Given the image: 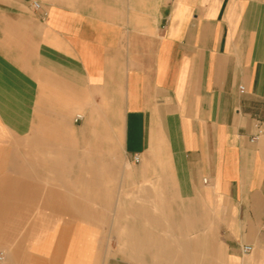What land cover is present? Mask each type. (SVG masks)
I'll return each instance as SVG.
<instances>
[{
    "label": "crops",
    "instance_id": "1",
    "mask_svg": "<svg viewBox=\"0 0 264 264\" xmlns=\"http://www.w3.org/2000/svg\"><path fill=\"white\" fill-rule=\"evenodd\" d=\"M92 118L172 186L164 199L196 209L200 224L207 215L240 264H264V0H0V129L29 135ZM9 184L0 181V218L25 197ZM81 203L51 198L36 213L65 219L27 229L40 262H82L71 220ZM119 229L118 244L136 242L134 228ZM3 239L15 240L8 226Z\"/></svg>",
    "mask_w": 264,
    "mask_h": 264
},
{
    "label": "rangeland",
    "instance_id": "2",
    "mask_svg": "<svg viewBox=\"0 0 264 264\" xmlns=\"http://www.w3.org/2000/svg\"><path fill=\"white\" fill-rule=\"evenodd\" d=\"M58 125L43 130L36 125L29 135L0 129V181L6 177L8 187L25 196L0 218V253L4 252L0 264H49L40 262L43 251L38 256L29 252L34 239L28 238L27 229L34 221L40 228L47 223H63L64 216L56 210L52 216H35L40 209L45 211V203L51 198L62 208L63 202H82L77 215L71 207L80 242L84 234L87 238L86 247L78 242L74 250L76 261H82L79 264L85 260L91 262L87 264H120V258L125 264H140V260L156 261L153 264H240L223 245V233L212 231L207 215L204 225L200 224L197 220L203 216L193 214L196 209L180 200L164 199L165 193L173 191L172 186L160 178L147 177L139 164L132 162L123 151L116 127L101 118L79 126L64 119ZM89 175L94 191L92 199H84L83 182ZM155 194L163 198H150ZM186 211L188 216L181 215ZM91 224L92 239L98 245L93 249L88 245ZM6 226L14 232L13 242L3 239ZM122 226L135 229L136 242L125 239L124 244H118L117 231Z\"/></svg>",
    "mask_w": 264,
    "mask_h": 264
},
{
    "label": "built area",
    "instance_id": "3",
    "mask_svg": "<svg viewBox=\"0 0 264 264\" xmlns=\"http://www.w3.org/2000/svg\"><path fill=\"white\" fill-rule=\"evenodd\" d=\"M35 8L39 9V5L38 4H35ZM240 90L241 91H244V88L243 87H240ZM80 119H81V117L78 116L77 117V121H79ZM256 139H257V137H254L253 138V140H256ZM133 161L135 163H137V164L140 163L139 156H135L134 159H133ZM252 249L253 248L251 246H245V247H243L242 251H243L244 254H248V253H250L252 251ZM2 259H3V253H0V260H2Z\"/></svg>",
    "mask_w": 264,
    "mask_h": 264
}]
</instances>
